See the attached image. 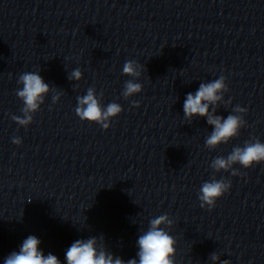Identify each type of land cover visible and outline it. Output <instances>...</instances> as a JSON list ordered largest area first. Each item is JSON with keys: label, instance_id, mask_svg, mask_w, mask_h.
<instances>
[{"label": "clouds", "instance_id": "obj_1", "mask_svg": "<svg viewBox=\"0 0 264 264\" xmlns=\"http://www.w3.org/2000/svg\"><path fill=\"white\" fill-rule=\"evenodd\" d=\"M144 68V65L136 61L129 60L124 63L123 74L133 78L124 84L122 95L125 99L142 91V84L136 81L141 77ZM82 78L83 73L79 68L72 70L68 76L69 80L77 82ZM17 83L22 85L16 91L17 97L23 102L22 115H13L11 118L19 126L27 128L33 123L34 114L40 110L51 87L39 72L22 73ZM227 91L226 78L221 76L213 81L201 83L195 93L186 95L183 103L185 120L191 122L193 117L199 116L206 118L207 124L213 127L212 132L205 139V145L210 150L229 143L246 126L244 114L247 109L239 105L227 118L216 114L217 106L224 101L223 94ZM102 98L103 93L98 97L95 88H88L85 95L77 97L75 113L81 121L98 124L102 129L107 130L110 121L121 114L123 109L115 102L102 106ZM59 99V94L53 96V103ZM133 107H139V103L133 102ZM12 143L20 145L22 140L14 137ZM262 162H264V143L253 138L246 141L242 147H234L226 158L216 157L210 166L215 172L231 170V174L237 176L240 173L234 169V165L239 164L247 169ZM230 188L231 182L225 179L218 180L213 177L210 181L204 182L198 196L200 206L211 210L215 207L216 201L229 192ZM172 224L173 221L167 214L151 219L147 230L137 239V258L127 261L107 249L103 236L77 239L65 253L66 264H176V240L165 230L166 227L171 228ZM40 244L41 241L35 235H29L22 242L19 251H13L4 259V264H61L56 255L51 253L45 255L40 249ZM210 258L213 264L217 262L229 264L227 260H220V256L215 253H212Z\"/></svg>", "mask_w": 264, "mask_h": 264}]
</instances>
